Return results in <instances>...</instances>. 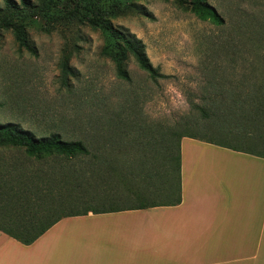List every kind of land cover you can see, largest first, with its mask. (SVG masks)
<instances>
[{
	"label": "rangeland",
	"instance_id": "374dc122",
	"mask_svg": "<svg viewBox=\"0 0 264 264\" xmlns=\"http://www.w3.org/2000/svg\"><path fill=\"white\" fill-rule=\"evenodd\" d=\"M208 3L225 17V28L198 21L175 0H138V11L112 19L115 27L128 30L145 44L151 64L163 76L156 82L133 60L127 66L130 82L116 79L112 62L102 55L100 32L88 25L41 22L27 27L36 56L20 51L10 30H0V124H15L38 138L59 133L64 140L91 144L101 170L92 173L84 157L38 160L23 151L0 148V186L14 185V166H22L28 176L37 177L28 183L38 188L35 195L50 199L60 167L81 169L89 178L88 195L91 190L108 189L102 195L127 200L120 205L127 206L134 198L125 192L126 182L132 180L130 171L135 170L140 180L138 166H164L172 131L190 130L211 138L214 128L226 125L228 130V123L222 126L207 108L213 101L231 103L225 97L230 93H241L244 96L233 98L248 101L245 95L250 89L264 85V51L256 55L245 49L247 37L240 41L233 31L236 23L264 24V0ZM67 53L73 76L65 86L60 81V62ZM133 188L145 189L141 184ZM76 195L85 196L81 190ZM159 195L165 198L162 190L144 197ZM55 216L50 211L46 220Z\"/></svg>",
	"mask_w": 264,
	"mask_h": 264
},
{
	"label": "trees",
	"instance_id": "16d2710c",
	"mask_svg": "<svg viewBox=\"0 0 264 264\" xmlns=\"http://www.w3.org/2000/svg\"><path fill=\"white\" fill-rule=\"evenodd\" d=\"M136 1L138 0H19L18 2L2 0L0 30H10L18 49L36 56L35 47L29 40L27 27L41 22L51 26L58 23L66 26L88 25L100 32L104 40L102 55L112 62L116 79L130 82L127 66L129 61L133 60L141 71L156 82L163 76L151 64L145 51V44L128 30L115 27L112 23V19L138 11ZM175 3L187 8L200 22L219 28L226 26L225 17L210 5L208 0H175ZM233 31L240 37V41L241 38L247 37L242 45L245 49L256 55L264 51L263 23L255 25L236 23L233 25ZM235 48L239 47L235 46ZM69 59L70 53H67L60 62V81L65 86H67L68 77L73 76ZM250 90L252 91L245 95L248 101L241 102L233 98L244 96L241 93H230L225 97L231 98V103L226 102L225 99L219 103L213 101V104L207 108L217 121L223 122L222 126L228 123V130H225L226 125L224 129L214 128L210 132L211 138L194 134L190 130L179 134L172 131L168 148H166L164 166H138L136 169L139 170L140 180L135 178V170L130 171L129 176L132 180L126 182L125 192L134 195V198L132 197L131 202H127V206H120L127 200L102 195L108 189L91 190L92 194L88 195L89 178L86 177L85 170L68 168L66 170L70 171L66 174L64 167L58 170L57 180L54 183V197L42 200L35 195L38 188L28 186V183L36 181L37 177L28 176L22 166H14V168L17 167L14 169L16 183L14 185L2 183L3 186H0V200L3 199L0 203V231L28 246L63 218L85 216L89 213L103 214L126 209H147L180 204V141L184 137L264 157V85L254 86ZM214 136H219V139H215ZM174 140L177 143L176 146ZM230 141L235 142L231 144ZM90 147L91 144L87 145L81 140H64L59 133L38 138L32 132L23 130L15 124H0V148L23 151L26 157L38 160L49 157L67 159L84 157L91 163L92 173L100 174V159L95 151L89 149ZM117 178L120 179L118 183L122 181L121 175ZM154 180L158 183L156 184ZM137 181L145 189L136 191L133 185H138ZM84 183L88 185L85 184L82 191L81 185ZM77 190L85 194L84 198L76 195ZM161 190L165 198L161 195L157 198L144 197L151 193L159 194ZM145 191L146 194H144ZM4 208H7L8 212ZM50 211H53L56 216L46 220Z\"/></svg>",
	"mask_w": 264,
	"mask_h": 264
},
{
	"label": "crops",
	"instance_id": "0c3cea01",
	"mask_svg": "<svg viewBox=\"0 0 264 264\" xmlns=\"http://www.w3.org/2000/svg\"><path fill=\"white\" fill-rule=\"evenodd\" d=\"M181 202L67 217L0 264H264V157L184 137Z\"/></svg>",
	"mask_w": 264,
	"mask_h": 264
}]
</instances>
